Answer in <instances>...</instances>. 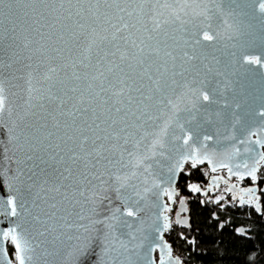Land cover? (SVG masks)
Masks as SVG:
<instances>
[{"label":"snow or ice","instance_id":"1","mask_svg":"<svg viewBox=\"0 0 264 264\" xmlns=\"http://www.w3.org/2000/svg\"><path fill=\"white\" fill-rule=\"evenodd\" d=\"M198 8L201 5L196 0H0V17L6 16L10 25L9 38L15 42L18 36L23 37L19 44L9 46L8 62L0 60V67L12 68L22 56L27 61V71L19 77L26 85L22 105L13 106L5 78L0 77V135L7 138L0 154L9 164L0 172V193L5 184L9 192L14 190L0 199V216L12 219L15 225L2 235L10 238L17 264H36L40 247L19 222L18 218L25 216L39 226L40 237L52 236L54 242L63 243L67 236L75 241L71 256L83 255L92 247L93 226L100 224L106 229V252L116 253L113 264H140L141 260L151 264L146 255L134 258L139 256L137 249L147 246L148 252L153 251L155 234L162 238L161 229L169 230L172 222L165 215L161 224L157 213L148 224L141 213L150 205L171 211L161 197L175 203L180 195L177 185L184 188L190 175L186 165L196 168L207 162L213 172L217 167L227 168L229 176L257 181L264 166V151L257 149H264V139L250 138L256 135L250 130V121L259 117L264 123V71L258 74L259 108H246L245 85L240 81L242 91L231 101L224 92L233 83L230 75L235 74L229 67L239 63L241 68L264 69V51L253 54L240 45L239 51L229 53L234 60L221 67L218 57L209 58L204 43L210 44L220 33L209 31L208 10L197 12ZM259 11L264 13V0H259ZM192 16L203 18L202 28L194 25L189 32L181 27L177 37L165 27L176 21L186 25ZM251 71L249 68L242 75ZM29 118L37 119L29 124ZM30 128L35 130L30 132ZM221 128L225 139L248 145L243 152L235 146L221 151ZM24 148L25 161L8 156L10 150ZM42 149L47 159L36 158L51 168L53 179H48L47 169L42 168L45 178L37 182L36 166L32 165L26 182L20 165L32 161V153ZM218 156L224 157L219 164ZM240 156H244L242 163L233 165V159ZM81 162L84 170L75 175L73 166ZM11 164L17 167L13 169ZM241 167L243 173L238 171ZM69 180H75L71 195L81 206L77 217L88 219L87 225L69 223L59 215L58 205L63 201H57L56 196L68 200L65 181ZM187 187L193 193L201 192L195 184ZM208 191L202 194L207 196ZM77 196L82 199H75ZM248 197V205L260 212L255 189H248ZM223 199L213 202L220 205ZM39 201L47 207L41 208ZM239 203L245 204L243 197ZM180 204L186 211L183 199ZM98 205L110 215L92 219L100 215ZM30 207L40 212L33 214ZM217 219L215 227L223 230V244L227 229L225 221ZM175 223L190 227L178 217ZM72 229L77 234L67 235ZM232 235L245 237L248 232L239 227ZM189 243L195 244V240ZM164 248L171 256V248L167 244ZM160 264L166 262L161 259ZM174 264L182 262L177 259Z\"/></svg>","mask_w":264,"mask_h":264},{"label":"water","instance_id":"2","mask_svg":"<svg viewBox=\"0 0 264 264\" xmlns=\"http://www.w3.org/2000/svg\"><path fill=\"white\" fill-rule=\"evenodd\" d=\"M196 3L201 5V8L196 9V11H200L202 8H206L208 10V15L211 17V29L210 32H219L220 35L212 41L210 44L208 42H204L207 45L206 52L209 54V58L212 55H215L221 60V67L228 65L229 60H234V58L229 56V53L233 51H239V46L244 45L247 50L253 54H260L264 51V21H262V17H264V13L259 11V0H196ZM191 11V10H189ZM189 19V23L186 25L181 26L179 21H176L174 24L166 25L165 27L168 29L169 32H174L177 37L181 35L179 29L181 27L186 28L189 32L193 29L194 25H200V21L203 19L200 16H192L187 18ZM0 20L3 21L2 26H0V60L4 61L5 63L8 62V53L11 52L10 45L15 46L19 44L22 40V36H18L17 40L14 42L9 37L11 33L7 31L10 27L7 17H0ZM203 26L200 25V28ZM200 28L196 30L199 31ZM231 37V38H229ZM171 43V41H170ZM35 47V45L33 46ZM183 47V46H181ZM18 51L20 49H17ZM189 52L191 49H187ZM21 57L20 61L13 64L12 68L7 67H0V77L5 78V87L8 93L9 100L13 102L14 107H18L23 104V97L26 95L25 92V82L23 79H19V77L25 75L26 69L24 68V63H26ZM195 63L199 64V60L195 61ZM252 68L251 72L247 73V76L242 75L246 72L247 69ZM230 72H234V75H230L229 79L233 82L228 85L227 90L224 92L225 96L231 101L234 94L240 93L242 89L240 88V84L237 81L244 83L245 89H243L245 96L247 98V105L246 108L248 110H253L259 108L261 103V82L259 79V73L264 71V69H259L257 67L245 65L243 68L240 67L239 63H235V67H229L228 69ZM223 79V78H220ZM221 89L224 90V84H221ZM12 93H16V95H12ZM37 118H29L27 123L33 124L34 120ZM34 128H30L28 131H34ZM210 131H215L214 126H209ZM250 130L255 132V136H251L252 140L256 139H264V123L261 122L259 117H256L254 120L250 121ZM221 135L219 136L221 151L225 148L231 149L232 147H238L241 152L243 149L248 146L247 144H239L237 141H230L225 139V132L224 129H220ZM239 136V133H237ZM245 138H248V134L245 133ZM0 153L3 152V144L7 143V138L0 135ZM9 148L12 149V145H9ZM258 151H264V149H257ZM27 149L21 150H10L8 152L9 157H14L21 161L26 160ZM34 159L32 161H27L26 163H22L20 167L24 169L25 176L23 179L27 182V177L31 173L29 172V167L35 165V171L38 175L35 177L36 181L39 182L41 179L45 178V173H41V169H47V178L53 179V173L50 167L41 163V159H37L36 157L39 156L42 159L46 160L47 156L45 155L43 149L39 153H32ZM223 156L217 157V164L221 160H223ZM244 156L236 157L233 159L232 164L235 165L236 163H242ZM251 164L252 162L249 161ZM190 165V163H189ZM9 166L8 162L4 160L2 154H0V172H3ZM13 169L17 166L15 164L10 165ZM205 168H207L209 172V177L206 180L205 187L201 189L199 194L203 196L204 191H208L209 194L214 195L216 189L221 187H225V191L229 194L231 201H237L240 196H247V193H243V189L239 188L235 182H232V178L236 180L240 179L236 175L229 176L227 168L217 167V170L213 172L211 170V165L207 162L202 164ZM74 167V174L78 175L80 171H83V163L81 162L77 166ZM224 171V176H220L217 174L218 171ZM233 171H237V169H233ZM238 171L243 173L245 169L241 167ZM216 180V186L213 185V180ZM243 180H251L250 177H246ZM192 185V184H191ZM235 186L234 188L232 186ZM66 189L69 193V198L67 201L63 200L62 196L57 195V201H63L62 205H58L61 208L59 215L65 216L69 223H79V224H89V220H79L77 217V213L81 211V206L79 204L74 203V198L71 193L74 191L75 188V180L65 181ZM231 188V191L228 189ZM249 189H255V194L257 192L256 186H250ZM264 188L261 189L263 191ZM63 191V190H62ZM177 191H179L177 189ZM14 194L13 192H9L7 188V184H5L3 193H0V199L6 198L7 195ZM235 196V199H233ZM75 199H82L80 197H75ZM183 199V196L178 198V202L175 206V210L172 214V217L168 215V212H165L163 208H155L151 205L146 207L141 215L144 219L151 224L152 221L156 219V214L159 213L161 217V224L163 223L162 217L167 215L171 221L173 220V224L175 223L177 217L183 221L187 220L189 224V215H188V208L187 204L184 200L183 208L186 211H182V206L180 204V200ZM53 202V201H49ZM161 202L167 204V206L172 210V202H169L167 197H161ZM41 208L47 207V204L44 201H39ZM30 204V201H29ZM30 211L33 214L40 212V209L31 208ZM87 209L85 208V212ZM98 211L100 213L99 216H93L92 219H103L105 216L110 215L108 209L104 208L103 206L98 205ZM212 217L215 218V212H213ZM19 222L23 223L24 227L28 229L31 233V236L36 237L34 243H40V247L37 249L36 252V264H113V257L116 255L114 252H106L105 249V241H104V229L103 225L96 224L93 226V230L91 235L94 237L92 241V247L87 249V251L78 257L71 256L69 253L72 251V244L75 241L67 240V236L63 237V243L56 241L54 242L52 236L40 237L36 228L39 227L35 225L34 222L31 220L30 216H25L18 218ZM59 223H63V221H59ZM14 223L12 219L0 216V264H8L11 261V264H17L16 260L13 262L9 257L7 250H6V243L10 241L9 239H5L2 235L3 232L8 231L9 228L14 227ZM181 229H186L188 227H181L177 225ZM243 227L248 232V228L244 226H237L236 228ZM235 228V229H236ZM234 229V232H235ZM163 232L162 238L159 234L156 235V239L153 243L154 250L148 252L147 246L143 249H137L139 256L134 257L135 259H140V257L147 256V260L151 262V264H160V260L163 259L166 264H174V261L177 259L180 260V257L174 254L171 250V256H169L167 249L164 248V245L167 244L169 247L170 245L165 240L164 234L166 231L161 229ZM81 231H83L81 229ZM77 234L75 229L68 231L67 235H74ZM248 237V236H245ZM11 243V241H10ZM12 245V244H11ZM158 245V247H157ZM13 249L14 246L12 245ZM171 248V247H170ZM15 252V249H14ZM123 260V257H121ZM140 264H147L146 261L141 260Z\"/></svg>","mask_w":264,"mask_h":264},{"label":"trees","instance_id":"3","mask_svg":"<svg viewBox=\"0 0 264 264\" xmlns=\"http://www.w3.org/2000/svg\"><path fill=\"white\" fill-rule=\"evenodd\" d=\"M185 168L190 175L184 188L177 185L180 195L189 194L187 185L205 183L207 178L202 165L191 168L188 164ZM259 176L264 182V167ZM189 210L190 227L180 229L172 225L164 234L172 252L182 258L183 264H264V192L261 194L259 213L253 209L249 212L240 211L238 207L231 208L227 204L220 207L210 200L202 203L199 200H192L189 203ZM213 212L225 221L227 232L224 233L223 244L220 243L223 230L215 227L218 219H213ZM240 225L249 228L248 237L232 235L234 229ZM190 240H195V244L189 243ZM6 250L14 262L15 252L10 241L6 243Z\"/></svg>","mask_w":264,"mask_h":264},{"label":"flooded vegetation","instance_id":"4","mask_svg":"<svg viewBox=\"0 0 264 264\" xmlns=\"http://www.w3.org/2000/svg\"><path fill=\"white\" fill-rule=\"evenodd\" d=\"M262 167H264V166H261L260 167V170L258 171V173H257V177H258V179H257V181L256 182H253L252 180H236L235 178H232V182H235L236 183V185L239 187V188H241V189H243V193H247L248 194V187H250V186H256L257 187V192H256V195L259 197V204H260V210H261V194L264 192V189H263V191H261V189L262 188H264V182L262 181V178L259 176V172L261 171V169H262ZM205 168V167H204ZM205 174H207V178L209 177V172H208V170H207V168H205ZM217 174L218 175H220V176H223L224 175V171H218L217 172ZM207 178H206V180H207ZM189 185H191V184H189ZM196 185H198L200 188H204L205 187V185H206V182L205 183H202V184H196ZM188 189V188H187ZM219 190H221V191H223V190H225V187H221V188H219V189H216V191H215V194L214 195H211V194H209L208 193V195L207 196H205V195H203V196H201L200 194H199V192L198 193H193V192H191V191H189V194H187V195H179L178 197H176L175 198V203H173V205H172V210L170 211V212H168V215L169 216H171L172 217V214H173V212H174V210H175V206H176V204H177V202H178V198L180 197V196H183L184 197V200H185V203L187 204V208H188V215H189V220H190V210H189V203L193 200V201H195V200H199L201 203L203 202V201H207V200H209V199H211L212 197H215L217 194H218V192H219ZM241 197H243V199L245 200V204L243 205V206H240V203H239V201H240V198ZM248 195L247 196H240L239 197V199L237 200V201H231V198H230V196H229V202H227V206L228 207H238L239 209H240V211H243V210H245V211H247V212H249L250 211V209H253V210H255L256 211V209H255V207L254 206H250V205H248V203H247V200H248ZM257 212V211H256ZM257 213H259V212H257ZM215 215H216V213H215ZM247 217L249 216V213L246 215ZM217 215H216V217L215 218H213L214 220H217ZM226 220H228V219H226ZM171 222H172V225H175V224H173V220H172V218H171ZM177 226V225H176ZM178 227V226H177ZM179 228V227H178ZM246 228H248V227H246ZM181 229V228H180ZM248 230H249V228H248ZM177 255V254H176ZM180 257V256H179ZM180 261L182 262V264H183V261H182V258L180 257Z\"/></svg>","mask_w":264,"mask_h":264},{"label":"built area","instance_id":"5","mask_svg":"<svg viewBox=\"0 0 264 264\" xmlns=\"http://www.w3.org/2000/svg\"><path fill=\"white\" fill-rule=\"evenodd\" d=\"M218 196L219 197L223 196L225 198V199H223L224 203H227L230 200L229 199V194L225 190L221 191L220 193L218 192Z\"/></svg>","mask_w":264,"mask_h":264},{"label":"rangeland","instance_id":"6","mask_svg":"<svg viewBox=\"0 0 264 264\" xmlns=\"http://www.w3.org/2000/svg\"><path fill=\"white\" fill-rule=\"evenodd\" d=\"M221 192V190H219V193ZM219 196H218V194L215 196V197H212L211 199H209L210 201H212V203H214L213 201L216 199V198H218ZM214 204H216V203H214ZM225 204H227V203H224V201L223 200H221V204L220 205H218L217 204V206H220L221 207V205H225Z\"/></svg>","mask_w":264,"mask_h":264}]
</instances>
